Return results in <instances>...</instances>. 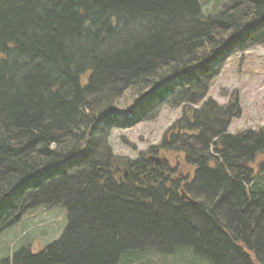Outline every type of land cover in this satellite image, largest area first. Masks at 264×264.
Listing matches in <instances>:
<instances>
[{
  "label": "trees",
  "instance_id": "16d2710c",
  "mask_svg": "<svg viewBox=\"0 0 264 264\" xmlns=\"http://www.w3.org/2000/svg\"><path fill=\"white\" fill-rule=\"evenodd\" d=\"M206 1L0 0V236L67 211L0 264H264V129L229 134L238 100L208 97L227 56L264 46V0ZM163 108L182 116L150 153L183 158L184 182L108 142Z\"/></svg>",
  "mask_w": 264,
  "mask_h": 264
},
{
  "label": "rangeland",
  "instance_id": "374dc122",
  "mask_svg": "<svg viewBox=\"0 0 264 264\" xmlns=\"http://www.w3.org/2000/svg\"><path fill=\"white\" fill-rule=\"evenodd\" d=\"M235 1L243 0H207L202 9L203 15L222 11ZM208 97L220 105L238 100L241 115L231 121L229 134L264 129V46L249 48L247 52L229 58L214 80ZM121 101V105L127 104L124 102L127 101L125 98ZM181 116V108H163L155 120L143 122L132 129L113 130L109 145L115 156L136 159L140 153H144L148 158L154 155L150 153V149L161 145L165 132ZM156 156L169 161L170 166L176 169L174 177L180 182L193 178L194 168L187 166L177 153L166 154L159 150ZM66 225L67 211L62 206L52 209L37 208L27 212L17 224L0 236V261L11 258L13 253L26 245L32 253H40L47 245L59 239ZM161 259L164 264L178 262L172 257ZM189 259V262H193L192 258Z\"/></svg>",
  "mask_w": 264,
  "mask_h": 264
},
{
  "label": "water",
  "instance_id": "95a60500",
  "mask_svg": "<svg viewBox=\"0 0 264 264\" xmlns=\"http://www.w3.org/2000/svg\"><path fill=\"white\" fill-rule=\"evenodd\" d=\"M150 161H153V162H155V165L156 166H160L161 164H162V159H160V158H158V157H150ZM127 175V174H126ZM181 195H182V198L184 199V200H186V201H188L189 203H191V204H195V201L194 200H192L191 198H189L187 195H186V193H185V191H184V189H182L181 190Z\"/></svg>",
  "mask_w": 264,
  "mask_h": 264
}]
</instances>
